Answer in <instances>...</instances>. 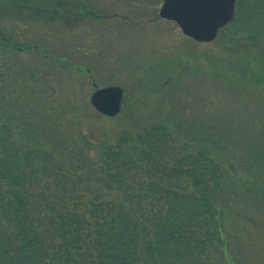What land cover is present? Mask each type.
I'll list each match as a JSON object with an SVG mask.
<instances>
[{"label":"rangeland","instance_id":"obj_1","mask_svg":"<svg viewBox=\"0 0 264 264\" xmlns=\"http://www.w3.org/2000/svg\"><path fill=\"white\" fill-rule=\"evenodd\" d=\"M72 1L84 12L65 20L30 17L0 0L2 32L39 47L0 43V125L14 117L20 140L18 126L37 122L40 142L65 157L68 140L83 134L117 138L165 123L172 154L155 167L204 147L228 169L217 260L264 264V30L256 43L224 27L201 42L159 15L163 0ZM107 85L124 88L112 118L90 102Z\"/></svg>","mask_w":264,"mask_h":264},{"label":"trees","instance_id":"obj_2","mask_svg":"<svg viewBox=\"0 0 264 264\" xmlns=\"http://www.w3.org/2000/svg\"><path fill=\"white\" fill-rule=\"evenodd\" d=\"M9 4L39 19L84 12L72 0ZM223 29L256 43L264 0H237L236 16ZM0 43L38 47L1 29ZM7 119L0 125V264H229L215 254L224 251L217 207L228 201L229 179L215 152L201 147L155 167L172 154L165 151L173 132L159 123L117 138L83 134L68 140L61 157L40 142L39 123L20 124L18 140L15 118Z\"/></svg>","mask_w":264,"mask_h":264},{"label":"water","instance_id":"obj_3","mask_svg":"<svg viewBox=\"0 0 264 264\" xmlns=\"http://www.w3.org/2000/svg\"><path fill=\"white\" fill-rule=\"evenodd\" d=\"M237 0H163L159 15L175 21L182 32L196 41H213L221 28L236 16ZM121 85L97 87L90 102L100 113L113 117L122 109Z\"/></svg>","mask_w":264,"mask_h":264}]
</instances>
